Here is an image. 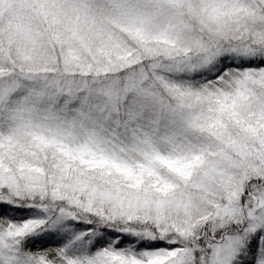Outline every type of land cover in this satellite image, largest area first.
Here are the masks:
<instances>
[{"label":"snow or ice","instance_id":"1","mask_svg":"<svg viewBox=\"0 0 264 264\" xmlns=\"http://www.w3.org/2000/svg\"><path fill=\"white\" fill-rule=\"evenodd\" d=\"M0 264H264V0H0Z\"/></svg>","mask_w":264,"mask_h":264}]
</instances>
